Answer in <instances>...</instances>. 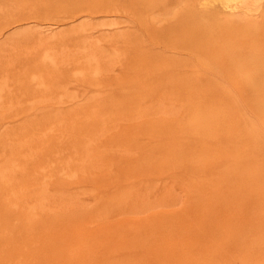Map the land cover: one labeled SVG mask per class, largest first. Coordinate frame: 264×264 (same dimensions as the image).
Returning a JSON list of instances; mask_svg holds the SVG:
<instances>
[{
  "label": "bare ground",
  "instance_id": "1",
  "mask_svg": "<svg viewBox=\"0 0 264 264\" xmlns=\"http://www.w3.org/2000/svg\"><path fill=\"white\" fill-rule=\"evenodd\" d=\"M263 58L264 0H0V264L259 263Z\"/></svg>",
  "mask_w": 264,
  "mask_h": 264
},
{
  "label": "rangeland",
  "instance_id": "2",
  "mask_svg": "<svg viewBox=\"0 0 264 264\" xmlns=\"http://www.w3.org/2000/svg\"><path fill=\"white\" fill-rule=\"evenodd\" d=\"M103 20H111V19H103L102 17H98L96 19V23H100ZM99 26H102L104 28H110L115 26V24H100ZM264 59V58H263ZM9 105H13V104H9ZM6 137V135H0V142L1 140ZM4 145L0 144V159L4 158L6 159L7 155L5 154V152H3ZM2 161L0 160V163ZM6 166V165H4ZM264 215V212L261 211L260 209L257 211L256 214H253L248 220L252 224V228L249 225V232H246V241H247V245L245 246L246 248H244V250L246 251L247 257L249 256L250 260H256L259 263L256 264H264V261L261 259V254L263 252L262 250H258V247H262L261 245H259L260 240L263 238L262 236L264 235V227H260L259 224V220L260 217H262ZM261 229V230H260ZM260 230V231H259ZM259 231V232H258ZM249 246H252V248H250ZM260 254H258V253ZM247 260V259H246ZM246 260L242 261L239 264H245Z\"/></svg>",
  "mask_w": 264,
  "mask_h": 264
}]
</instances>
